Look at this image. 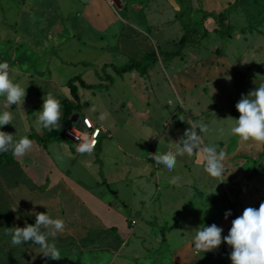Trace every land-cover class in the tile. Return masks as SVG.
<instances>
[{"label": "rangeland", "instance_id": "1", "mask_svg": "<svg viewBox=\"0 0 264 264\" xmlns=\"http://www.w3.org/2000/svg\"><path fill=\"white\" fill-rule=\"evenodd\" d=\"M155 3L153 0H117L114 9L119 22L107 32H99L83 21L81 4L74 0L68 22L74 24L82 20L81 26L91 30L97 42L85 45L78 38L60 46L50 42L45 45L47 53L41 50L42 45L19 43L17 47L21 48L22 59L27 57L30 71L25 74L11 72L10 78L17 79L16 82L26 88L25 101L22 105L7 106L4 98H0V111L13 114V125H5L3 130L14 134L18 140L36 134L44 136L48 131L37 128L34 121L46 94H54L62 104V116L56 128L61 130L63 103L71 97L70 81L80 76L92 85L83 87L77 79L82 99L81 117L89 116L98 120L100 125L120 131L119 139L126 145V153L114 148V137L105 135L102 145L105 142L103 147L109 146L105 151L111 153L103 157V165L95 159L100 148L90 154H78L77 146L67 138L51 144L33 139L36 144L19 159L23 161L25 158L28 163L35 158L48 167L43 150L47 147L72 181H81L79 186L93 189L95 193L103 187L105 192L99 193L100 196L113 201L121 210L127 208L125 215L130 224L136 220L138 225L130 226L131 233H125V238L129 236L131 250L136 245L139 250L135 259L128 260L125 256H130V251L125 246L124 257L115 264H181L183 262L176 261L174 256L180 240V228L176 225L180 221L187 222V236L190 238L195 234L194 229L213 223L223 228L222 235H227L232 220L242 215L245 208H258L264 202V144L241 142L238 137L230 135L234 119L240 115L235 105L242 95L264 83V5H260L261 13L256 17L248 13L247 9L253 7L247 8L245 1L236 7L227 5L226 12L229 11L230 15L223 18V23L228 25L231 19L232 25L228 28L220 25L215 14L205 16L222 12L219 0L210 3L205 0H174V3L172 0H157ZM8 4L15 5L13 2ZM159 6L162 11L152 15L154 8ZM3 8L8 11L7 4L4 3ZM9 10L12 12L14 8ZM238 14L243 16L235 20ZM126 24L141 30L136 40L127 35L131 30L125 28ZM125 30L126 46L133 48L132 53L120 52L119 40ZM13 32L14 28L7 26L6 21H0V54L5 50L7 57H10L12 44L14 46ZM184 35L188 41L181 54L169 55L180 49L179 43ZM4 38L8 40L4 42ZM42 38L40 42L43 44ZM134 61H140L134 70L121 71ZM234 72L258 80L246 85L245 79H235ZM99 109L105 110L106 119L103 121L99 119L103 114L102 111L98 113ZM191 124L204 126L207 131L203 133V142L225 153L232 173L224 181L211 178L204 172L202 153L178 157L172 172L157 168L153 155L175 151L176 142ZM147 127L151 129L142 134ZM197 133H200L199 129ZM127 151L134 156H128ZM41 174L36 175L39 178ZM59 190L50 193V198L32 199L33 206L44 213L57 209L64 216L66 202L79 201L83 205L84 197L74 188H71L72 193L79 195L80 199L74 195L64 198L61 192L57 195ZM43 191L46 193L48 189ZM53 198V204L58 206L56 209L46 206ZM5 208L0 199V211L3 210L0 215L5 213ZM227 211H231L232 216L225 219ZM143 214L147 215L143 217ZM8 231L9 228H0L1 235ZM0 238L2 242L7 240L4 235ZM214 251L219 253L223 264H231V249L226 243ZM104 254L92 253L95 261L86 254L81 255V260L68 255L60 256L58 260L59 264H70L73 259V264H97V258ZM210 255L198 253L195 260L202 264L207 257H213ZM8 258L7 254H0V264L23 263L16 257ZM99 264L111 262L108 263L105 257Z\"/></svg>", "mask_w": 264, "mask_h": 264}, {"label": "crops", "instance_id": "2", "mask_svg": "<svg viewBox=\"0 0 264 264\" xmlns=\"http://www.w3.org/2000/svg\"><path fill=\"white\" fill-rule=\"evenodd\" d=\"M78 1L83 9V11L81 12V17H84L83 21L88 22L92 29H96L99 32H107L110 27H113L114 25H116V23L119 22V17L115 14L116 12L114 6L109 4L106 0ZM156 1L157 0H153V3L157 4L155 3ZM12 2L15 5L8 4ZM172 2L174 3V0H172ZM205 2L210 3L211 0H205ZM236 2L237 0H219L220 10L222 11L220 13L224 14L226 12L227 5H233ZM4 3L7 4L8 11L4 10ZM73 7L74 0H0V21H6L7 26L13 27V33L15 35V39L13 41L14 46L12 44L10 57L5 56V50H2V54H0L1 59L7 58L5 59V61L9 63L10 68H18V71H10V73L13 72L16 74L22 72L25 74L30 71L31 66L28 64L29 61L27 60V57L22 59V53H20L22 52L21 48L17 47L19 43H21V45L27 43L30 45L37 44V47L39 45H42L41 50L46 51L45 53H47L48 50L45 45L46 43L50 42L51 44L58 46L63 45L65 42L69 41L72 38H78V40L85 45H88V43L90 42L92 44H95L97 42L96 40H94V37L90 32L91 30L83 27V25L81 26V23L83 22L82 20L80 21L79 19L80 22H75L74 24L70 21L68 22L69 15L72 13ZM13 8L14 10L10 12L9 9ZM161 11L162 9L160 6L158 8H154L152 15H156L157 12ZM229 13L230 12L228 11V14ZM8 16L10 17V19L8 18ZM242 16V14H238V17L235 16V20L236 18H242ZM231 22V19H229L228 28L231 27ZM126 27L131 30L130 34L127 35H132L130 37L136 40L137 34L141 30H139V28L132 24H126L125 28ZM10 33L8 35H10ZM82 35H84V39H82ZM41 37H43V44L42 42H40ZM6 40L8 39H3L4 42ZM150 47L152 46L150 45ZM110 48V50H112V47ZM119 48L120 52L124 54L126 53V51L131 52L133 49L126 46V30L122 33V36H120ZM19 60H21V63ZM225 61H227V59H225ZM234 75L235 79L237 80L239 78L245 79L244 81L246 82V85L256 83V80H258V78L255 79L250 78L249 76L247 77V74H245V77L241 76V73L234 72ZM13 80L15 82L17 81V79ZM72 97L73 96L71 94V97L69 98ZM101 111L103 114L105 113V110L102 109H99L98 113H100ZM93 121L98 124V120L95 119ZM101 126L104 127V133L102 134L100 144L97 147V149L100 148L101 150L98 153L99 155H96L97 157L95 159L104 165L103 157L111 153V151H105V148H109V146L103 147L105 145V142L104 145H102V139L105 135L106 137H114L116 140V142L114 143V148L116 147V149L124 153H126V145L122 142V140L119 139L121 138L120 131H117L114 127L110 128L104 125ZM147 129L151 128L147 127L143 129L141 131L142 134L146 133L144 132V130ZM110 131L112 133H109ZM32 141L33 144H36L34 143V140ZM53 142L55 143L56 141L48 143L51 144ZM40 149L41 147L38 149V151ZM45 149L48 148L43 147L48 167H45L44 163L42 165L41 161H36L35 158L32 162L27 163L25 162V158L23 161H20L19 157L17 156L14 162L6 163L3 166H0V199L1 203H4L6 205L5 213L0 215V223H2V225H0V228L7 229L14 226L24 227L25 221H27V223L29 224L34 225L35 214L44 213L39 207L33 206L34 200L32 199L34 198H50L51 195L49 194L59 189L61 190L57 192V195L61 192L64 195V198L69 195H74L80 199L79 195L81 193L84 197V201L81 199V201H83V205H81L79 201H75L72 204L66 202L65 207L67 208L63 212L64 216H61L60 211H57L56 208H58V206L56 204H53L54 198L50 200L51 203L46 205H50L56 209L55 212L53 211L48 214L53 218L62 219L65 224L64 230L60 233H57L56 237L48 238L50 243H55L58 246L61 253L60 256L68 255L72 256L76 260H81V255L86 254L91 260L95 261V257L94 255H92V253L104 252V256H102L101 258H97V264H99V261H103L105 257H107L108 263L111 262V264H115L120 257H124V255L122 254L126 253V247H128L130 256L126 255L125 257L128 260L129 258L135 259V253L139 250L138 246L136 245V247L131 250L129 247V239H127L129 236L125 238V233L130 235V226H132L133 224L138 225V223L136 220H132L133 222L130 224L127 215H125L127 208L121 210L120 208L116 207V204L113 201H106L103 196H100L99 193L105 192L103 187L98 186L99 188L95 193L93 192V189H85L84 187L79 186V184L82 183L81 181L79 183L77 181H72L63 171L60 163L56 161L58 159L52 156L53 153L49 149L48 151H46ZM31 152L34 155L33 151ZM37 152H35V155L37 154ZM128 154V156H134V154L131 155L130 152H128ZM61 159L62 158H59V160ZM28 167L31 168L29 171H26L28 170ZM40 173L42 174L38 178L36 174ZM95 180L96 183H99L97 179ZM39 183H42L43 185ZM172 185L173 183L171 182V188ZM42 187L47 188L48 191L45 193L43 191L45 188L42 189ZM71 188H74L79 195L72 193ZM43 192L45 194H42ZM73 205H78L80 206V208L77 209L76 207L78 206ZM145 215L147 214H143V217ZM148 222L153 221L148 220ZM113 227H116L117 229L119 228L118 234L120 238L115 235L114 231L110 230ZM176 227L180 228V235L178 237L180 240L177 241L178 246L174 255L176 261L181 260L184 264H200L195 260L196 254L203 253L204 255H210L211 251L204 253L202 251L198 252L194 249L193 238L187 236L188 224L186 221H180V223H178ZM104 230H107V232L103 233ZM172 232L173 231L171 230L170 236ZM145 234H148L147 231ZM3 235L7 240L2 242L0 238V254H7L9 256L7 260H9L11 257H16V259L23 261V263L15 262L9 264L60 263V260L45 258L44 255L40 253L42 249L36 246H30L31 242L25 245L17 246L11 244V236L7 234ZM3 235L0 234V237ZM165 239L167 240L168 237H166ZM63 250H67L68 253L64 254ZM74 259L70 264L74 263ZM215 262L216 259L214 257H207L202 264H215Z\"/></svg>", "mask_w": 264, "mask_h": 264}, {"label": "clouds", "instance_id": "3", "mask_svg": "<svg viewBox=\"0 0 264 264\" xmlns=\"http://www.w3.org/2000/svg\"><path fill=\"white\" fill-rule=\"evenodd\" d=\"M12 69L7 61H0V97L4 98L7 106L22 105L26 97V88L10 78ZM240 113L230 128V135L236 136L241 142H256L264 144V83H261L247 95H242L235 105ZM62 104L57 97L48 93L43 97L41 109L35 113V125L37 128L53 131L57 128L62 116ZM95 111V108H93ZM105 120L104 114L99 116ZM13 114L10 111H0V154L11 152L13 156L22 157L33 147V141L27 136L18 140L14 134L4 131V126L13 125ZM197 129L200 133H197ZM207 129L204 126L191 124L177 143L175 151L169 150L159 155L154 154L153 159L157 168L161 171L172 172L177 165L178 157L185 155L191 157L196 153H202L205 160L204 172L220 182L224 181L232 171L230 164L225 159V153L214 145L203 142V133ZM223 131V129H220ZM95 138L87 139L77 146L81 154L92 153L95 149ZM219 182V183H220ZM232 216L231 211L225 213V219ZM65 228L62 219H56L46 213H36L35 223L25 221L24 227L14 226L9 228L7 235L11 236V244L39 247L40 253L47 259H60V251L55 243H50L49 237H56ZM193 247L196 251L204 253L218 249L222 243H226L230 249L231 264H264V202L258 208L247 207L242 215L237 216L231 222L227 235H222L223 228L213 223L194 229Z\"/></svg>", "mask_w": 264, "mask_h": 264}, {"label": "trees", "instance_id": "4", "mask_svg": "<svg viewBox=\"0 0 264 264\" xmlns=\"http://www.w3.org/2000/svg\"><path fill=\"white\" fill-rule=\"evenodd\" d=\"M244 1L247 2V8H248V6L253 7L252 10L247 9L248 13H250V15L256 17V15L258 13H261L262 6H260V5H264V4H262V2H264V0H255L254 2H251L250 0H238L235 4L232 5V7L233 6L234 7L239 6ZM208 14H215L217 16V20L220 23V25L228 26L227 24L223 23V18L227 17L228 11L226 13H224V14L223 13L218 14V13H215V12L214 13H207V14H205V16L208 15ZM192 28L193 27H191V29ZM187 41H188L187 40V35H184L183 38L181 39L180 43H179L180 44V49L178 51H176V52H170L168 54L172 55V56H177V55L181 54L182 50L185 48V46L187 44ZM149 56H150V54H148L147 57H149ZM139 62L140 61H134L129 66H126L125 68H122L121 71H132V70H134L135 66L139 64ZM77 79H79L80 84L83 87H91L92 86L91 84L86 83L85 80L82 79V77H80V76L79 77H75L74 79H72L70 81L69 86H70L71 94H72L73 97L65 99L64 103H63V110H64L63 125H62L63 128L61 130L55 129L53 131H47L44 136L36 134V135H30L28 138H30L31 140L37 139L40 143H44V142L48 143V142L57 141V140H61V139L67 138L65 136V134H64L65 127L69 124L72 115H74L76 113H80V109H81V97L78 94V85L76 83ZM15 158H16V156H13L11 152L0 154V166H3L6 163L14 162ZM110 230L114 231L115 235L118 238H120V236L118 234V230H117L116 227H113ZM106 232H107V230L103 231V233H106ZM63 251H64V254L68 253L67 250H63ZM211 255L216 259L215 264H223L221 256L219 255V253L217 251H211Z\"/></svg>", "mask_w": 264, "mask_h": 264}, {"label": "built area", "instance_id": "5", "mask_svg": "<svg viewBox=\"0 0 264 264\" xmlns=\"http://www.w3.org/2000/svg\"><path fill=\"white\" fill-rule=\"evenodd\" d=\"M106 1L112 6H115L117 4V0H106ZM103 133H104L103 126L97 124L90 117L86 115L84 117H81V114L80 117L78 118V121L71 122V125L69 126L68 124L64 130L65 136L68 139L72 140L77 146L79 143H82L85 140V138L91 139L94 137L96 140L95 149H97V147L99 146Z\"/></svg>", "mask_w": 264, "mask_h": 264}, {"label": "water", "instance_id": "6", "mask_svg": "<svg viewBox=\"0 0 264 264\" xmlns=\"http://www.w3.org/2000/svg\"><path fill=\"white\" fill-rule=\"evenodd\" d=\"M80 117V113H76L74 115H72L71 117V122H76L78 121V118ZM71 122L69 123V126L71 125Z\"/></svg>", "mask_w": 264, "mask_h": 264}]
</instances>
